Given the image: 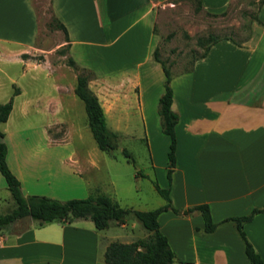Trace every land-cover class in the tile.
I'll return each mask as SVG.
<instances>
[{
	"label": "crops",
	"instance_id": "obj_1",
	"mask_svg": "<svg viewBox=\"0 0 264 264\" xmlns=\"http://www.w3.org/2000/svg\"><path fill=\"white\" fill-rule=\"evenodd\" d=\"M49 1L53 15L67 28L64 44L68 56L95 74L89 86L106 118L120 119L135 108L144 119L154 118L159 124L155 113L165 74L153 58V50L159 40L154 31L155 5L161 0ZM231 2L201 0L202 7L212 13L226 10ZM255 15L249 37L241 44L222 38L196 59L190 70L172 77L171 106L178 114L176 165L165 187L173 206L183 210L207 203L217 222L212 231H206L197 209L188 213L171 208L161 211L160 229L175 253L172 264H250L236 222L226 218L264 205V3H258ZM127 20L148 29L143 56L131 66L113 67L114 57L107 59L110 67L103 61H92L84 45L96 44L104 54L121 53L112 47ZM37 30L33 0H0V102L13 100L7 120L1 123L7 163L25 196L40 194L60 200L85 197L91 192L85 173L98 161L82 160L69 141L72 123L67 114L76 101L74 83L68 85L55 71L46 72L43 80L39 65L22 56L33 46ZM137 34L138 30L131 37ZM128 48L134 49L131 44ZM117 71L121 74L116 75ZM16 117L46 121L36 128L27 125L14 130L10 120ZM59 123L65 137L59 138ZM149 144L154 156V145ZM152 162L154 168L167 169L165 164ZM0 192L9 204L12 198L1 172ZM165 202L164 198L159 205ZM22 220L0 232V264H105L97 256L99 246L104 250L101 241L115 240L100 233L93 221L86 225L49 221L17 227ZM126 220L119 223L112 219L108 227L114 223L126 228ZM135 226L133 222L131 227ZM244 230L264 260V211L245 222ZM126 236L129 239L122 241L137 238Z\"/></svg>",
	"mask_w": 264,
	"mask_h": 264
},
{
	"label": "rangeland",
	"instance_id": "obj_2",
	"mask_svg": "<svg viewBox=\"0 0 264 264\" xmlns=\"http://www.w3.org/2000/svg\"><path fill=\"white\" fill-rule=\"evenodd\" d=\"M258 3L259 0H232L224 14L214 15L200 6L199 0H161L155 5L154 22V31L159 37V56L170 65L175 76L177 72L188 69L195 56L202 52L203 45L197 43L199 36H207L209 33L230 35L235 39L246 36L250 32ZM33 4L38 19L37 35L33 46L29 47L22 56L39 65V76L43 80L47 78L46 72L55 71L54 73L62 76L64 82L66 81L68 85L73 82L75 86L77 71L68 62L67 45L64 44L65 34L56 27L50 1L33 0ZM131 23V20H127L120 26L123 32L112 47L114 51H121L118 56L104 54L102 47L96 44L84 45L88 49L90 59L94 62L103 61L108 64L107 67H110L107 59H113L112 57L115 58L113 67L131 66L134 61L140 59L148 43V29L141 23L136 25ZM137 30V36L132 38V34ZM129 44L134 49L128 48ZM115 74L120 75L121 71ZM93 78L95 75H92L89 83ZM75 98L76 101L67 114L71 116L69 120L72 123L69 141L75 145L76 155L82 160L93 158L98 161L97 166L88 167V172L85 173L91 191L98 189L126 207L151 209L159 206L164 201V197L156 190L154 184L165 187L168 180L167 169L163 171L154 168L152 161L155 160L160 165H168L169 137L162 131L158 103L155 116L159 124L154 118L144 119L135 108L123 113L120 119L114 116L107 118L109 128L117 132L118 138L117 146L112 151L106 152L99 149L92 136L83 101L77 96ZM45 121L16 117L10 120V127L14 130L27 125L36 128ZM58 125L59 138L65 137L61 135V132H65L64 128L60 123ZM163 137L166 139L164 142ZM150 141L154 145V156ZM124 149L129 152L132 160L124 155ZM2 196H5V193L0 192V212L4 213L12 207V199L7 204L1 199ZM126 221L128 223L126 228L113 223L110 227L98 231L117 240L129 239L126 235L142 237L146 232L132 215L128 216ZM91 222L90 219L73 221L78 225L92 224ZM133 222L136 223L135 227H131ZM30 223L34 225L35 221L27 217L17 227ZM103 252V247L99 246L97 256L101 262H105Z\"/></svg>",
	"mask_w": 264,
	"mask_h": 264
},
{
	"label": "trees",
	"instance_id": "obj_3",
	"mask_svg": "<svg viewBox=\"0 0 264 264\" xmlns=\"http://www.w3.org/2000/svg\"><path fill=\"white\" fill-rule=\"evenodd\" d=\"M259 3H264V0H259ZM199 4L202 6L201 0H199ZM225 12L226 10L213 14L219 15ZM53 18L56 27L64 32L65 40H68L67 28L63 22L56 16ZM254 19H257L256 15ZM248 37L249 33L241 39H235L230 35H220L216 33H209L207 36H199L197 38V43L203 45V50L195 56L191 62V66L184 71L190 70L194 61L203 57L208 52L210 46L218 40L230 38L238 44H241ZM153 58L161 64L165 74L164 91L158 100V113L162 131L169 136L166 175L170 181L171 173L176 165L177 137L175 125L178 121V114L171 106L173 101V88L171 85L173 72L170 65L159 56L158 44L153 50ZM68 62L77 71L74 92L84 103L87 113V122L92 136L99 149L106 152L112 151L117 146L118 134L116 131L109 128L104 108L96 93L89 86V80L92 75L94 76L95 74L91 69L76 64L72 57H68ZM12 106V97L5 102H0V172L7 182V187L13 200V206L7 212L0 213V232L11 223L27 217L35 221L36 225H44L47 219L49 221L71 223L75 219L84 218L93 221L96 228L103 229L109 226L112 219L122 223L128 216L132 215L144 227L147 234L129 241L117 239L107 241L103 238L102 240L105 241L101 242V244L104 245L103 258L105 263L172 264L175 253L169 244L167 236L160 229L158 215L161 211L171 208L177 213H188L197 209L203 217L204 229L206 231H212L216 227L217 222L212 219L207 203L195 204L181 210L173 206L169 196V188L161 187L157 183H155L154 186L166 199V202L151 209L122 206L110 195L98 189L91 191L85 197H72L65 200L40 194L23 195L20 180L7 163V145L3 139L4 131L1 128V123L7 120ZM123 153L129 160H132L127 150L124 149ZM261 211H264V205L261 207H253L248 213L226 218L233 219L236 222L238 231L244 239L245 253L249 258L250 264H264V260L255 249L252 242L248 239L244 230V223L251 220L256 213Z\"/></svg>",
	"mask_w": 264,
	"mask_h": 264
},
{
	"label": "water",
	"instance_id": "obj_4",
	"mask_svg": "<svg viewBox=\"0 0 264 264\" xmlns=\"http://www.w3.org/2000/svg\"><path fill=\"white\" fill-rule=\"evenodd\" d=\"M46 222H49V220L47 219Z\"/></svg>",
	"mask_w": 264,
	"mask_h": 264
}]
</instances>
